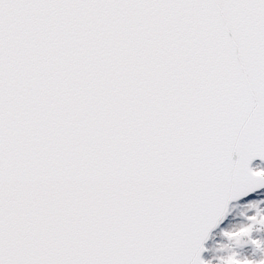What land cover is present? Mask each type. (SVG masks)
I'll return each instance as SVG.
<instances>
[{"label":"snow or ice","instance_id":"6c2138e0","mask_svg":"<svg viewBox=\"0 0 264 264\" xmlns=\"http://www.w3.org/2000/svg\"><path fill=\"white\" fill-rule=\"evenodd\" d=\"M0 264H264V0H0Z\"/></svg>","mask_w":264,"mask_h":264}]
</instances>
